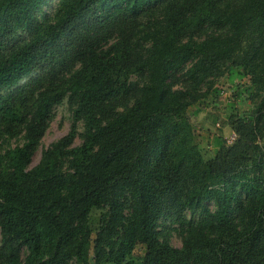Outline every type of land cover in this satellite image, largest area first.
Returning <instances> with one entry per match:
<instances>
[{
  "label": "trees",
  "instance_id": "trees-1",
  "mask_svg": "<svg viewBox=\"0 0 264 264\" xmlns=\"http://www.w3.org/2000/svg\"><path fill=\"white\" fill-rule=\"evenodd\" d=\"M49 3L0 0V264H264V0ZM222 76L206 157L188 112Z\"/></svg>",
  "mask_w": 264,
  "mask_h": 264
},
{
  "label": "rangeland",
  "instance_id": "rangeland-1",
  "mask_svg": "<svg viewBox=\"0 0 264 264\" xmlns=\"http://www.w3.org/2000/svg\"><path fill=\"white\" fill-rule=\"evenodd\" d=\"M57 0H50V3L45 7V11L51 14ZM213 89L219 91V94H208L207 98L201 102V106L197 111L194 107L189 109L188 115L190 123L193 127L199 147L206 154V157H210L216 149V139L218 137L223 138L227 143H231L234 134L230 129L227 118L231 112H233L232 104L234 98L233 88L238 81L233 80L230 83L225 76L216 78L213 81ZM245 82V81H244ZM206 90V87H202V92ZM243 99L238 100L236 108L240 114H243L250 106V102ZM197 111V112H196ZM71 118L70 111L67 104L64 102L54 108V116L50 122L49 128L46 131L40 146L34 153L30 166H34L38 163L41 152L48 148L53 142L57 141L61 137L67 134L70 129ZM81 143L80 139H76L75 145ZM262 144V142H260ZM15 142L12 146H15ZM211 208V207H210ZM172 246L180 247L181 242L179 237L172 233L171 240ZM135 254H141V247L138 246L135 250Z\"/></svg>",
  "mask_w": 264,
  "mask_h": 264
},
{
  "label": "built area",
  "instance_id": "built-area-1",
  "mask_svg": "<svg viewBox=\"0 0 264 264\" xmlns=\"http://www.w3.org/2000/svg\"><path fill=\"white\" fill-rule=\"evenodd\" d=\"M233 139H234V137H233Z\"/></svg>",
  "mask_w": 264,
  "mask_h": 264
}]
</instances>
